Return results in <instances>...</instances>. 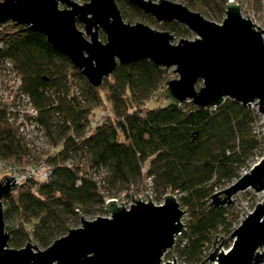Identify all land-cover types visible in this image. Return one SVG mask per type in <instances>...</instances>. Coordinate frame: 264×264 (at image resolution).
Listing matches in <instances>:
<instances>
[{
	"label": "trees",
	"instance_id": "trees-1",
	"mask_svg": "<svg viewBox=\"0 0 264 264\" xmlns=\"http://www.w3.org/2000/svg\"><path fill=\"white\" fill-rule=\"evenodd\" d=\"M115 1L124 19L152 21L129 1ZM179 1L220 19L227 0ZM263 1L253 0V5ZM161 27L176 36L190 35L176 21ZM99 38L104 40L100 30ZM6 60L19 75L18 89L29 96L51 148L42 157L49 177H27L2 198L4 222L15 223L8 245L19 248L29 237L45 248L81 217L106 214V198L149 186L155 198L174 194L187 212L172 250L184 264H206L203 248L216 233L229 232L238 217L224 205L206 208L208 195L264 153L256 108L230 98L213 108L189 101L161 108L159 89L167 70L147 58L117 63L94 89L42 33L9 20L0 22V67ZM152 99L156 102L147 104ZM8 115L0 98V159L31 165L37 157ZM99 117L90 127V120Z\"/></svg>",
	"mask_w": 264,
	"mask_h": 264
},
{
	"label": "water",
	"instance_id": "water-1",
	"mask_svg": "<svg viewBox=\"0 0 264 264\" xmlns=\"http://www.w3.org/2000/svg\"><path fill=\"white\" fill-rule=\"evenodd\" d=\"M127 1L156 22L182 24L194 37L174 43L168 30L131 23L115 0H0V22L9 20L42 33L94 89L117 63L147 58L177 75L165 79L159 89L161 108L186 101L213 108L230 98L247 107L255 105L264 124V29L243 16L236 1H226L219 23L181 2ZM247 188L262 192L263 199L230 231V247L222 250L219 244L204 260L264 264V153L248 171L208 195L211 199L204 206L229 203L232 194ZM16 189L13 177H0V264H172L162 262L161 256L184 230V211L170 192L162 195L160 204L147 195L146 201L135 199L131 190L128 207L107 199V215H79V225L38 249L29 237L19 248L8 245L15 223L4 222L2 198Z\"/></svg>",
	"mask_w": 264,
	"mask_h": 264
},
{
	"label": "built area",
	"instance_id": "built-area-1",
	"mask_svg": "<svg viewBox=\"0 0 264 264\" xmlns=\"http://www.w3.org/2000/svg\"><path fill=\"white\" fill-rule=\"evenodd\" d=\"M5 78H7V81H4ZM19 83V75L11 70V65L9 61L6 60L5 66L0 67V98L2 100V94H4L5 90H7L3 101L7 103V107L9 109L8 121L17 127V133L21 137L22 141H24L31 153L37 157L36 161L31 165L25 162H8L0 159V177L4 174L13 177V182L16 183L17 187L20 186L27 177L30 176L41 180L47 179L49 177V165L42 157L44 155V149H51L50 146L46 144V136L42 127L34 119L36 110L33 107L29 96L22 90L18 89ZM250 106L256 108V106L253 104ZM102 115L103 112L100 113V116ZM100 118L101 117L96 120H90V127L98 123ZM250 166L248 168L242 169L239 175L248 171ZM110 198L111 197L106 198L105 201ZM129 204L130 203H127L125 207H128ZM251 210L252 208L246 209L240 213L239 222Z\"/></svg>",
	"mask_w": 264,
	"mask_h": 264
},
{
	"label": "rangeland",
	"instance_id": "rangeland-1",
	"mask_svg": "<svg viewBox=\"0 0 264 264\" xmlns=\"http://www.w3.org/2000/svg\"><path fill=\"white\" fill-rule=\"evenodd\" d=\"M152 1H156V0H152ZM171 1L180 2L179 0H171ZM234 1H236L238 3L239 9H240V13L243 16L246 15L250 20L253 19V22H254L255 26L259 27L260 29H264V3H262V5H259V7H257V4L256 5H253V0H234ZM201 14L205 18H207L209 20H212V21H214L216 23H219L221 21V19L223 18V16H224V14H223V16L220 17V19H211L206 14H204V13H201ZM149 17L152 19V21H150L149 19H140V18H135V19H133L131 21L129 19L128 20L131 23H133L134 21L135 22L136 21L143 22L146 25L150 26L151 28H154V29H157V30H168V29H163L161 27L162 22H156L151 16H149ZM77 26H78V28H81V25L78 24ZM172 34L174 35V40H173L174 43L178 40V38H181V37L182 38H193L194 37V34L191 33V32H190V35H188V36H178V35L176 36L174 33H172ZM170 70L171 69H168L167 70L166 79L177 76L176 73H174V72H172ZM4 81H7V78H5ZM4 89H6V88H4ZM6 93H7V90H5L4 94H2V100L5 98ZM152 101L153 102H156V101H154V99H152L151 101H148L147 104H152L153 103ZM159 101H161V98L160 97H159ZM260 122L262 123V125L259 126V130L264 135V131H263L264 124L262 122V119H261ZM259 158H260V156L255 157L252 161L249 162V166L252 165L253 163H255ZM229 184L230 183L224 184L221 187H218L216 190H214V192H216V191H218V190H220V189L228 186ZM132 193H133L132 194V197L135 198V199L138 198V199H141V200L146 201L147 200L146 195H147L149 197V199L154 204H160V203H162V196H160V198H155L154 195H153V193H152V190H151V188L149 186L146 187L145 190L135 191V192H132ZM111 198H114V197H111ZM114 199H116L117 204H120V202H121V204L124 205V206H126L127 203H130V195H128V196L121 195L119 198H114ZM210 199L211 198L209 197L208 201ZM262 199H263V193L262 192H256V191H254L251 188H247V189H244V190H239V191L235 192L234 194H232L230 196V202L229 203H226V204H223V205L225 207H227L229 211L236 210L237 213H238V217L231 224V227L229 229V232H227V233L226 232L216 233L214 235L212 241L203 248L204 259L214 249V247L217 246V245H219V244H221L220 249H222V250H226V249H228L230 247L232 240L229 237V233L233 229V227L239 223L240 213H242L246 209L253 208L256 205V203L260 202ZM181 209L184 211L183 208H181ZM97 215H107V214H97ZM186 218H187V212L184 211L183 214H182V216H181L180 221L184 224ZM86 219H90V218H86ZM176 237H177V235H176ZM175 238H174V242H175ZM30 241H31V243H33L36 246V248L43 249L42 247L37 246L32 240H30ZM9 247H11V246H9ZM12 248H14V247H12ZM161 261L162 262L168 261V262H170L172 264H184L181 261V258L178 256V254L175 253L172 250V247L170 249H167L163 253V255L161 256ZM204 262L206 264H214V262H209L207 260H204Z\"/></svg>",
	"mask_w": 264,
	"mask_h": 264
}]
</instances>
